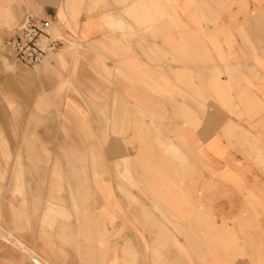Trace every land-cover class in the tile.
<instances>
[{
	"label": "crops",
	"instance_id": "crops-1",
	"mask_svg": "<svg viewBox=\"0 0 264 264\" xmlns=\"http://www.w3.org/2000/svg\"><path fill=\"white\" fill-rule=\"evenodd\" d=\"M28 17L73 44L74 87L17 131L0 107V264H264V0H0V40Z\"/></svg>",
	"mask_w": 264,
	"mask_h": 264
},
{
	"label": "rangeland",
	"instance_id": "rangeland-1",
	"mask_svg": "<svg viewBox=\"0 0 264 264\" xmlns=\"http://www.w3.org/2000/svg\"><path fill=\"white\" fill-rule=\"evenodd\" d=\"M59 37L64 42L63 50L58 55H56L53 61L45 63L41 67H38L35 69H28L25 67L11 65V63L10 65L12 66V69H7L4 66V63H3L4 59L1 55L2 54L1 52L3 49V42L5 38L0 40V107L2 105L5 106V110L3 113L4 114L3 120H6V121L4 123H6L7 121L8 122L13 121L14 122L13 125H15L14 127L15 131L20 129L18 128V123L20 124L21 120H23L24 115L26 114L28 102L31 99L40 98V96L32 95V93H39L38 90L45 89L46 87L49 86L48 84H52L55 87H59L62 89V96L46 97L48 99H51V102H48L49 105H53V104L58 105L59 104L58 99L62 98V100H64L66 97L64 94L67 93L68 90L74 87V80L71 77L72 72L74 70L73 56L72 57L68 56V59L66 61L63 60L62 62V59L65 57V55H68L69 53H73L74 46L73 44L68 43V41L65 38H63L61 35ZM12 71L16 73L19 72V73L28 74L30 79L17 80L12 77L11 75ZM47 71H51L54 74L49 75L48 79H44L45 77L44 72H47ZM6 93H9V95H6ZM12 94L14 95V98L18 102V105H15V106L10 105L9 100L13 97ZM31 108L34 111L39 112V113H42L44 110H46V108L43 109V108L38 107V105H36L35 103L34 105L31 106ZM53 110L56 111L58 115L60 116L62 115V111L59 105L57 106V108L55 107V109ZM1 119H2V116L0 112V121ZM7 124L10 126L9 123ZM0 131H1V128H0ZM0 138H1V134H0ZM2 148L3 147L0 144V153H1ZM74 149H75L74 144L71 142L69 138H66L62 132V166H64L62 167V187H64L65 189L69 188V185L67 184L68 178L66 177V168L69 167L67 157L69 156V153H72L74 151ZM3 152H4V148H3ZM22 153L20 154L21 156H22ZM20 155H18L19 158H17V160L15 161L16 167H21L22 160L20 158L21 157ZM86 158L88 157L86 156ZM82 162H83V169L80 172V175L84 181H87L88 179V182H89V175H88L89 171L87 170V168H89V160H83ZM43 184L44 182L40 180L39 185L41 186ZM24 186L25 184L22 185V187ZM22 190L20 189L16 193L18 195H22L23 194ZM67 194L68 193L63 189L62 196H65ZM89 195H91V193H89L88 196ZM92 197L93 195H91V198ZM71 201H72V204L70 207L63 206V205H68V204H65L66 202L62 201V206H63L62 221L63 222L75 219V217L80 214V210H82V208L84 207L82 203H80L79 201L78 202L74 201L73 198L71 199ZM23 249L24 251L28 252L26 247L23 246ZM31 261L33 264H44V262L41 259H39L37 256H35L34 258H31Z\"/></svg>",
	"mask_w": 264,
	"mask_h": 264
},
{
	"label": "built area",
	"instance_id": "built-area-1",
	"mask_svg": "<svg viewBox=\"0 0 264 264\" xmlns=\"http://www.w3.org/2000/svg\"><path fill=\"white\" fill-rule=\"evenodd\" d=\"M53 17H28L4 40L8 54L20 65L38 68L53 61L63 47V40L55 34Z\"/></svg>",
	"mask_w": 264,
	"mask_h": 264
},
{
	"label": "bare ground",
	"instance_id": "bare-ground-1",
	"mask_svg": "<svg viewBox=\"0 0 264 264\" xmlns=\"http://www.w3.org/2000/svg\"><path fill=\"white\" fill-rule=\"evenodd\" d=\"M18 190V189H17ZM176 228V227H175ZM132 241V240H131ZM133 242V241H132ZM141 264V263H140Z\"/></svg>",
	"mask_w": 264,
	"mask_h": 264
}]
</instances>
